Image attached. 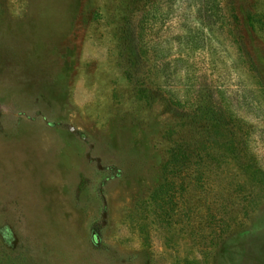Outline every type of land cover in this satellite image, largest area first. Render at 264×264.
<instances>
[{"label":"rangeland","instance_id":"374dc122","mask_svg":"<svg viewBox=\"0 0 264 264\" xmlns=\"http://www.w3.org/2000/svg\"><path fill=\"white\" fill-rule=\"evenodd\" d=\"M0 264H264V0H0Z\"/></svg>","mask_w":264,"mask_h":264},{"label":"water","instance_id":"95a60500","mask_svg":"<svg viewBox=\"0 0 264 264\" xmlns=\"http://www.w3.org/2000/svg\"><path fill=\"white\" fill-rule=\"evenodd\" d=\"M95 236V235H94ZM100 240L98 237H96V243L99 244Z\"/></svg>","mask_w":264,"mask_h":264}]
</instances>
